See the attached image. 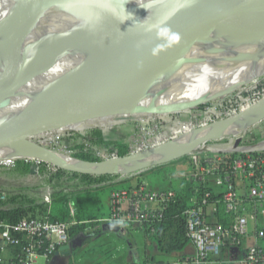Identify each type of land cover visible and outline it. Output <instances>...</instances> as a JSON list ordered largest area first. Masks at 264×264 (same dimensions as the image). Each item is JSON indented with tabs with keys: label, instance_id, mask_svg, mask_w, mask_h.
<instances>
[{
	"label": "bare ground",
	"instance_id": "6f19581e",
	"mask_svg": "<svg viewBox=\"0 0 264 264\" xmlns=\"http://www.w3.org/2000/svg\"><path fill=\"white\" fill-rule=\"evenodd\" d=\"M216 1L0 0V65L16 63L27 71L26 76L21 77V81H26L12 92L4 89L0 82V100L9 96L4 93L13 96L0 106L29 98L40 101L60 76L64 77L60 88L74 91L105 61L149 42L167 28L179 23L204 25L211 22L213 16L205 8ZM233 1H223L222 18L228 15ZM77 3L82 5L80 11ZM157 7L159 9L154 10ZM197 10H201L198 15ZM146 19L154 23V31L146 36L139 35L126 46L124 34L118 32L120 27L141 28ZM263 42L264 28L258 27L255 19H250L225 31L198 53L171 57L174 49L168 47L132 73L130 87L122 94L141 92L145 105L142 107L147 109L143 111L150 113L147 116L186 111L190 102L201 97L240 90L262 79ZM14 71L16 67L11 73ZM253 106L242 113L241 120L246 124L264 116V109L250 111ZM1 109L12 114L20 108L5 106ZM183 141L178 139L163 150L142 154L130 166L115 164L100 172L125 174L142 165L154 164L166 155V150L170 152L167 154L181 152ZM48 153L66 165L79 167L71 158ZM27 155V147L15 145L0 151V161L28 158Z\"/></svg>",
	"mask_w": 264,
	"mask_h": 264
},
{
	"label": "built area",
	"instance_id": "2783aa9c",
	"mask_svg": "<svg viewBox=\"0 0 264 264\" xmlns=\"http://www.w3.org/2000/svg\"><path fill=\"white\" fill-rule=\"evenodd\" d=\"M256 97L230 103L219 113L211 112V117H215L213 121L199 116L192 122L171 124L161 118L162 122L156 123L154 140L149 142L154 143V148L160 147L210 124L241 114L263 99L264 94L258 93ZM257 125L239 135L210 141L213 144L227 141L226 146L211 148L210 142H207L186 156L190 164L187 179L194 187V196L189 199L182 216L186 238L193 253L167 264H264V248L261 245L264 240V138L249 134ZM68 133L59 130L33 140L49 149L38 139L62 144L65 137H70ZM74 134L76 132L71 133ZM153 145L130 149L129 154L147 151ZM105 150L108 154H103L105 157L99 158L100 161L118 158L115 152ZM174 197L172 191H152L142 184L129 190H115L109 196V215L99 222L118 228L135 226L142 229L151 222H161L163 211ZM4 200V195L0 194V202ZM43 202L48 206L51 204L48 189L45 190ZM69 210L72 215L71 207ZM221 213L227 215L225 226L217 222ZM74 225L73 220L50 222L47 219L28 218L14 225L0 221V260L9 247L18 246L20 239L25 238L27 243L17 264H37L38 260L47 262L68 244V231ZM250 238L254 244L239 252L243 240ZM223 250H227L232 258L224 256ZM233 250H238V253L232 254Z\"/></svg>",
	"mask_w": 264,
	"mask_h": 264
},
{
	"label": "water",
	"instance_id": "95a60500",
	"mask_svg": "<svg viewBox=\"0 0 264 264\" xmlns=\"http://www.w3.org/2000/svg\"><path fill=\"white\" fill-rule=\"evenodd\" d=\"M223 1L224 0H217L214 3H209L205 8L208 14L213 16L211 22L204 25L194 22L179 23L167 28L163 33L149 42L105 61L97 72L74 91H64L60 88V83L64 78L60 76L42 100L34 101L32 100L33 98H29L26 100H15L10 102V104L0 106V151L15 145H22L28 149V158L24 159L39 161L70 172L93 175H120L123 173L100 172V170L115 164L130 166L132 161L142 154L152 150L165 149L168 144L175 140L154 149L129 154L123 158L118 157L116 159L96 163H83L71 158L79 164V167H73L56 160L48 153L52 151L47 150L39 144L36 145L31 143V140L43 134L59 130H63L64 132H76L68 128L82 125L92 118L106 119L114 115L125 113L134 116L137 113H141L144 109L147 110L142 107L145 105L143 101L144 97L141 92L122 93L130 87L132 73L139 67L146 65L148 62L161 55L168 47L174 49L171 57L182 53L194 54L208 47L214 40L221 37L225 31L238 27L250 19H255L258 27L261 29L264 28V0H234L225 18H222ZM200 11L201 10L196 11L197 15L200 14ZM154 20L158 21L157 18ZM145 22L146 23L141 28L120 27L118 32L124 34L126 46L139 35L146 36L147 33L149 34L154 31V28H156L154 27V23L149 21V19H146ZM262 46L264 49V42ZM13 67H16V72L14 71L12 74L11 70ZM26 73V69L16 63L11 66L0 65V82L4 84V89L11 90L12 92L15 90V87L26 81H21V77L23 75L26 76ZM236 91H238V89H233L232 91L219 95L201 97V99L190 102L186 109L191 110L203 105H208L210 102L232 95V93ZM4 94L9 96L1 98L0 103L2 104H5L9 97H13L11 93ZM20 94L21 93H19V95ZM5 106L17 107L20 109L10 114L1 109ZM261 109H264V98L254 105L250 111L253 113L255 111L260 112ZM241 117L242 113L198 129L190 135L180 138L184 139L182 143L183 150L181 152L167 154L170 152L166 150L164 152L166 155L157 159L154 164L142 165L138 167V169L130 172L158 166L168 161L187 156L197 151L199 146L207 142L239 135L245 129L264 119V116H262L246 124L241 120ZM228 119L232 120L226 123ZM236 144H238V142H236ZM58 155L68 157L60 153ZM101 229L103 231H115L116 227L111 224H106L103 225ZM69 248L68 243L61 247L58 252L62 255H66L68 254Z\"/></svg>",
	"mask_w": 264,
	"mask_h": 264
},
{
	"label": "trees",
	"instance_id": "16d2710c",
	"mask_svg": "<svg viewBox=\"0 0 264 264\" xmlns=\"http://www.w3.org/2000/svg\"><path fill=\"white\" fill-rule=\"evenodd\" d=\"M86 128L89 130L85 134H74L66 138L72 146L70 150L73 152L71 155L73 159L83 163L100 162L92 152V148L95 147L115 152L119 158L129 155L125 142L106 140L97 126H87L82 131ZM186 160L188 161L187 157ZM14 179L17 182L20 180L26 182L22 184L9 182H15ZM0 181L8 182V185H0V194L5 198L0 202V221L14 225L28 218L47 219L50 222L73 220L75 225L69 228V238L77 237L83 242L93 239L102 231L99 225V221L104 217L102 196L108 193L110 195L115 190H129L140 185L139 182L131 185L130 180H124L117 175L70 172L24 158L0 161ZM46 189L50 191L49 206L43 202ZM167 190L172 191L175 197L163 211L162 221L151 222L140 229L145 238L152 241L157 252L162 255L181 253L188 246L182 214L187 209L189 199L194 196V187L183 180L179 189L167 188ZM69 207L73 210L72 215ZM217 222L225 226L227 215L221 213ZM26 243L27 240L21 238L18 246L9 247L0 264H17ZM66 264H73L72 259L68 258ZM141 264H161V262L145 260Z\"/></svg>",
	"mask_w": 264,
	"mask_h": 264
},
{
	"label": "rangeland",
	"instance_id": "374dc122",
	"mask_svg": "<svg viewBox=\"0 0 264 264\" xmlns=\"http://www.w3.org/2000/svg\"><path fill=\"white\" fill-rule=\"evenodd\" d=\"M79 6V11L81 10V3H77ZM159 9V7L154 10ZM82 15V12H80ZM264 94V77L258 81H255L244 88L232 93V95L226 96L224 98L217 99L215 101L210 102L208 105H203L189 111H184L181 113H162L160 115H150V116H142L140 117L138 114L131 115L132 119L129 120H121V121H111L107 119L101 118H92L82 125L84 127L87 126H99L101 133H103L104 137L108 141H123L127 144L128 149L139 148L141 145L143 146H151L154 143L149 141L154 140V134L156 133V123L162 122V119L169 121L171 124L177 123H185L192 122L194 118H198L199 116L204 117L205 120L213 121L215 117H211V112L219 113L222 111V108L225 106H229L230 103L238 102L239 100L252 99L256 97L258 93ZM257 98V97H256ZM252 102V101H251ZM252 105H250L251 107ZM130 116V117H131ZM159 116V117H157ZM129 117V118H130ZM167 117V118H166ZM162 118V119H161ZM147 123V124H146ZM209 124V123H208ZM101 127V128H100ZM89 129L86 128L82 132H76V134L86 133ZM72 132L68 134L71 135ZM66 134L65 136H67ZM249 134L254 136H259L264 138V120L259 121L258 125L255 129L249 131ZM68 137H65V141L62 144H51L46 141L43 142V139H38L40 143L45 144L49 147V151L55 152L57 154L67 155L69 158H72L71 155L73 152L70 150V142L67 141ZM31 143L37 145V141L31 140ZM227 141L215 143L210 142L209 146L211 148H220L227 145ZM39 144V143H38ZM154 149V145L152 146ZM144 149V148H143ZM60 152H58V151ZM149 150V149H148ZM140 151V150H139ZM92 152L98 158H104L105 155L108 154L107 151L102 147L92 148ZM190 174V166L188 161L186 160V156H183L178 159H174L163 163L158 166L148 167L143 170H137L130 172L128 174H120V178L124 180H130V184H136L140 180L143 181L148 187L153 188L154 190H162L167 188L179 189L181 187V181L187 183L188 175ZM14 181H9L12 184H22L26 181L20 180L17 182L16 179ZM8 185V182L0 181V185ZM129 184V183H128ZM45 194V193H44ZM106 194L102 196L103 206L102 211L104 212V216L108 211L106 203H105ZM117 230V229H116ZM130 235L133 237V241L127 236L126 230L118 229V232L115 231L113 233H108L103 236L100 244H107L109 246V250L115 252L116 255H128L132 258L140 257L143 258L145 252L149 255H154L155 260L157 261H167L168 259L164 256L158 255L155 251L153 242L150 240H145L144 235L138 232L130 231ZM129 235V236H130ZM130 236V237H131ZM126 237V239H125ZM71 250H78V247L81 246V243L78 239H71ZM130 249V250H129ZM37 264H44L42 260H38Z\"/></svg>",
	"mask_w": 264,
	"mask_h": 264
},
{
	"label": "crops",
	"instance_id": "0c3cea01",
	"mask_svg": "<svg viewBox=\"0 0 264 264\" xmlns=\"http://www.w3.org/2000/svg\"><path fill=\"white\" fill-rule=\"evenodd\" d=\"M184 111H179V112H175V113H181V112H184ZM186 111H189V110H186ZM170 113H174V112H170ZM137 114L140 117H142V116L144 117V116H147L150 113L142 111L141 113H137ZM157 114L160 115L161 113H157ZM163 114L164 113H162V115ZM130 116H131V114L125 113V114L114 115V116L106 118V119L109 120V122L114 121V120L115 121H121V120H126V119L129 120V119H131L132 116L131 117ZM97 127H99V126H97ZM83 128H84L83 125H78V126H74V127L72 126V127L68 128V129L74 130L76 132H80V131H82ZM139 183L144 185L147 189L154 191L153 188L148 187L143 181L140 180ZM131 185H133V184H131ZM162 190H166V189H162ZM109 196H110L109 193L106 194L105 203H106L108 211L106 212V215L102 219L107 218L108 215H109ZM99 225H100V227H102L103 225H106V224L105 223L103 224V223L99 222ZM116 229L117 230H115V231H117V232H118V229L126 230V234L128 233L127 236L131 239V241H133V237L130 235V233H131L130 231H132V232L140 231V229L138 227H135V226H133V227H125V228L116 227ZM115 231H109V230L103 231L102 230L101 233L98 236H96L93 239H90L88 241H85V242L80 241L79 238H77V237L69 238V242H68L69 243V247H71V243H70L71 239H78L79 240V242L81 243V246L78 247V250H76V249L75 250H71V248H69L68 254H66V255H62L60 252H57L47 262H44V264H66L67 261H68V258L72 259L73 264H136V263L141 264L145 260L150 261V262H152V261L154 262L155 261V262H161V263L167 264V263L173 262L177 258H180V257H183V256H187V255H190V254L193 253L192 246L188 244V246L186 247V249L183 252H181V253H172L170 255H162V254L158 253L157 250H156V247L154 246L156 253L158 255L166 257L168 259L167 261H157V260H155L154 255H149L146 252H145L143 258L136 257L134 259V258H132V257H130L128 255H122L120 257V256L116 255L115 252H113L112 250H109V246H107V244L105 245L103 243L102 244L99 243L103 236L107 235L108 233H113ZM125 239H126V237H125ZM145 240H147V239L145 238ZM253 244H254V240L253 239H251V238L250 239H244L243 240V245L239 249V252H242V249L244 247H248V246L253 245ZM261 245L264 248V242H261ZM227 252H228L227 250H223L224 256L229 258L230 254L227 253ZM236 253H238V250H233L232 251V254H236ZM230 258H232V257H230Z\"/></svg>",
	"mask_w": 264,
	"mask_h": 264
}]
</instances>
